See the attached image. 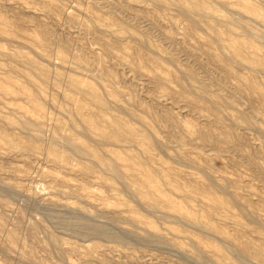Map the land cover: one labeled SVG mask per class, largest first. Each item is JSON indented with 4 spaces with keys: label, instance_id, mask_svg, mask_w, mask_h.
<instances>
[{
    "label": "rangeland",
    "instance_id": "374dc122",
    "mask_svg": "<svg viewBox=\"0 0 264 264\" xmlns=\"http://www.w3.org/2000/svg\"><path fill=\"white\" fill-rule=\"evenodd\" d=\"M192 1L0 0V264H264V0Z\"/></svg>",
    "mask_w": 264,
    "mask_h": 264
},
{
    "label": "bare ground",
    "instance_id": "6f19581e",
    "mask_svg": "<svg viewBox=\"0 0 264 264\" xmlns=\"http://www.w3.org/2000/svg\"><path fill=\"white\" fill-rule=\"evenodd\" d=\"M187 3H188V5L190 6V8H193V7H196V6H200V4L199 3H196V2H194V1H192V0H187ZM235 10V9H234ZM257 10V9H256ZM244 15V14H243ZM257 16V15H256ZM254 16H252V18H253ZM260 17V16H259ZM245 18H246V16H245ZM251 18V17H250ZM263 23V22H262ZM247 29V28H246ZM232 45V44H231ZM236 46V45H235ZM235 46L233 45V47L235 48ZM236 49V48H235ZM236 52H237V50H235ZM260 71V70H259ZM74 106V105H73ZM65 139V138H64ZM70 142V144L74 147V148H76V149H78V150H85V148L84 147H82L80 144H78L76 141H69ZM111 160V159H110ZM112 162V161H111ZM106 164V163H105ZM108 167H111L112 168V166L110 165V164H106ZM211 183H213V182H211ZM216 185V184H215ZM218 186V185H217ZM153 206H155V203H153ZM73 209V208H72ZM81 212V211H80ZM177 215V214H176ZM179 216V215H178ZM191 222V221H190ZM85 225V224H84ZM104 227V226H103ZM106 227V226H105ZM101 230V229H100ZM125 231V230H124ZM154 232V231H153ZM150 235H148V237H149ZM154 236V235H153ZM156 237V236H155ZM116 239H117V237H115ZM222 240V239H221ZM162 241H163V239H162ZM162 243V242H161ZM226 243L228 244V242L226 241ZM169 246V245H168ZM231 246V245H230ZM240 250H243V249H240ZM239 250H237L236 251V253L238 252ZM241 254V253H240ZM201 258V257H200ZM204 259V258H203ZM202 259V260H203ZM241 261V260H240ZM227 264H230V263H227Z\"/></svg>",
    "mask_w": 264,
    "mask_h": 264
}]
</instances>
